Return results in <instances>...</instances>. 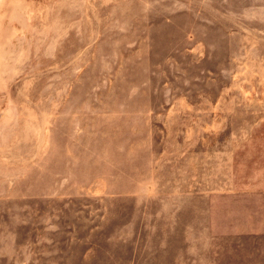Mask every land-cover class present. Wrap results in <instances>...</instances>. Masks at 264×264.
Returning a JSON list of instances; mask_svg holds the SVG:
<instances>
[{
	"label": "rangeland",
	"instance_id": "rangeland-1",
	"mask_svg": "<svg viewBox=\"0 0 264 264\" xmlns=\"http://www.w3.org/2000/svg\"><path fill=\"white\" fill-rule=\"evenodd\" d=\"M0 264H264V0H0Z\"/></svg>",
	"mask_w": 264,
	"mask_h": 264
}]
</instances>
